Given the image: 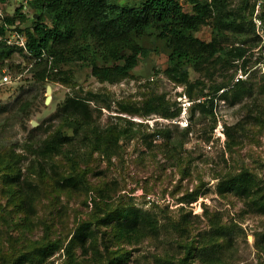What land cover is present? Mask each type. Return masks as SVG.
<instances>
[{
	"label": "rangeland",
	"instance_id": "374dc122",
	"mask_svg": "<svg viewBox=\"0 0 264 264\" xmlns=\"http://www.w3.org/2000/svg\"><path fill=\"white\" fill-rule=\"evenodd\" d=\"M238 1L229 0L230 6H236ZM178 2L184 11H190L185 0ZM196 35L209 40L210 26L203 25ZM240 38L226 33L220 44L224 48L247 46L244 68L240 59L231 64L222 60L211 68L209 77L192 70L189 77L191 82H200L193 92H209L220 82L231 86L240 80L245 82V88H250V94L236 102L214 95L212 115L192 111L193 119L188 118L187 124L191 131L180 145L185 127L161 121H154L151 127V120L146 122L144 116L121 111L118 106L138 104L154 93L164 94L178 107V95L184 93V86L163 74L166 48L151 35L142 39L147 51L130 76L114 84L99 82L90 68L80 62L60 67L69 77L67 83H62L33 81L27 70L30 61L21 54L14 53L5 61L0 70L11 64V81L0 84V264H9L14 255L34 242L48 240L62 243V248L44 264H68L63 247L74 228L93 220L94 215H103L106 208L124 204L153 212L158 221L156 234L134 243L116 242L109 228L105 230L92 222L99 254H93L91 242L84 249L77 245L73 253L78 262L104 264L107 257L125 253L127 259L121 264H180L184 246H200L211 229V220H218L228 234L227 239L218 241L221 261L213 264H264V215L252 211L243 198L216 190L220 176L242 169L252 173L264 188V64L258 63L259 54H254L256 42L247 36L248 40L242 43ZM239 69L241 76L236 80ZM45 85L51 88L47 103ZM89 93L95 94L88 102L90 118L101 130L110 125L117 129L127 127L124 118L143 126L137 131L133 125L132 130L137 133L120 139L118 146L107 153L93 151L80 134L74 135L71 144L59 154L38 156V144L54 130L71 134L53 116L56 105L65 96L84 97ZM200 99L198 96L194 101ZM217 124L221 126L220 135L213 132ZM155 128L170 129L173 143L161 136L141 137ZM73 172L83 174V187L57 185V180ZM16 175L18 180L11 183L7 176ZM30 190L34 195L33 213L23 204L24 194ZM95 190L103 194L102 198ZM187 194L194 198L184 199ZM193 264L203 263L195 259Z\"/></svg>",
	"mask_w": 264,
	"mask_h": 264
},
{
	"label": "trees",
	"instance_id": "16d2710c",
	"mask_svg": "<svg viewBox=\"0 0 264 264\" xmlns=\"http://www.w3.org/2000/svg\"><path fill=\"white\" fill-rule=\"evenodd\" d=\"M185 1L190 5L189 12L182 9L178 0H138L131 3H119L118 0H31L30 15L16 9L12 15L3 17V23L7 24L19 20L22 27L17 29L26 36V48L30 54L28 56L20 47L8 45L0 39V66L10 60L14 53L21 54L32 61L27 70L31 72L33 81L67 83L69 77L60 67L80 62L90 68L91 75L99 82L114 84L130 76L131 70L147 51L141 43L142 39L151 35L166 48L167 61L163 74L171 81L183 85L188 99L194 101L195 97H202L192 103L189 120L193 119L191 115L194 110L200 114L212 115L214 95L221 100L230 98L236 102L249 95L250 88H245V82L237 80L231 86L228 82H220L209 92H204V89L193 92L195 85L200 82H191L189 70L209 77L211 74L208 72L217 62L225 60L231 64V61L239 59L244 68L249 48L239 44L224 48L220 40L226 33H230L241 37L242 43L248 40V36L258 45L259 38L250 20L253 4L251 0H239L236 6H230L229 0ZM259 17L264 31V10ZM3 23L0 24V36L6 31ZM205 24L211 29L209 40H202L196 35ZM14 66L18 67V64ZM10 67L11 64L6 67L9 73ZM89 94L90 96L84 97L65 96L56 105L53 116L61 120L65 129L71 130V134L63 129L54 130L38 144L35 150L38 156L49 158L59 154L64 146L71 144L74 135L80 134H83L93 151L107 153L118 146L120 139L137 133L132 130L133 125H136L137 131L143 126L124 118L122 120L127 127L117 129L110 125L101 130L91 121L88 102L95 94ZM118 106L121 111L144 117L159 115L171 118L179 111L176 102H169L164 94L154 93L138 104L118 103ZM152 130V133L141 134V137L147 139L161 136L167 141L172 140L170 129ZM190 131L191 126L182 129V139L178 141V145ZM7 177L11 183L18 180L17 175ZM56 183L60 187H83V174L73 172L61 177ZM216 190L219 194L231 192L243 198L252 211L264 215V188L246 169L220 176L216 182ZM102 195L97 192V196L102 198ZM24 196L23 204L29 213H33L32 190L25 192ZM193 198L191 194L184 196V199ZM92 201L95 202L94 197ZM106 209L103 215H94L93 220L81 222L74 228L71 238L63 247L68 264H81L73 253V248L77 245L84 249L91 242L93 254H99L94 243L92 222L96 226L102 225L105 230L109 228L111 237L116 242L134 243L156 234L158 230L156 215L151 211L141 210L130 204ZM210 225L204 244L184 246L180 264H193L195 259L203 264L221 261L218 257V241L226 238L228 232L226 226L218 220H211ZM60 248L62 243L58 241L34 242L14 255L9 264H44ZM124 254L107 257L104 264H121L127 259Z\"/></svg>",
	"mask_w": 264,
	"mask_h": 264
},
{
	"label": "built area",
	"instance_id": "2783aa9c",
	"mask_svg": "<svg viewBox=\"0 0 264 264\" xmlns=\"http://www.w3.org/2000/svg\"><path fill=\"white\" fill-rule=\"evenodd\" d=\"M30 1L31 0H0V24L3 23V17L5 15H12L14 11L17 9L19 12L27 14L30 9ZM253 4L252 13L250 16V20L254 26V32L259 38L258 45L254 49V54H259L260 59L258 63L264 64V31L262 29L261 19L259 17L260 12L264 10V0H251ZM15 2V4L13 3ZM6 31L3 36H0L6 44L14 45L20 47L22 52L29 56V51L26 48V36L24 35L23 31L18 30L17 28H21L22 25L20 24L19 20H15L12 23H3ZM32 61L29 63V67L31 66ZM264 67V65H263ZM236 76V80L241 76L240 69L238 70ZM11 81L10 73L6 68H1L0 70V84L8 83ZM182 97V98H181ZM180 98L178 107L179 111L177 115L171 118H163V117H156L155 115H150L145 117V121L149 122L151 120V127L154 121H161V122H171L173 124H177L180 127H185L188 124L189 118V110L193 103L192 100L188 99L184 93L178 95ZM157 119V120H156ZM221 126L217 124L213 128V132L217 135H220ZM157 137V136H156Z\"/></svg>",
	"mask_w": 264,
	"mask_h": 264
},
{
	"label": "water",
	"instance_id": "95a60500",
	"mask_svg": "<svg viewBox=\"0 0 264 264\" xmlns=\"http://www.w3.org/2000/svg\"><path fill=\"white\" fill-rule=\"evenodd\" d=\"M45 99H44V102L45 103H47L48 101H49V99H50V91H51V88H50V86L49 85H45ZM33 124H35V122L33 123Z\"/></svg>",
	"mask_w": 264,
	"mask_h": 264
}]
</instances>
